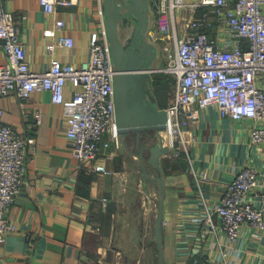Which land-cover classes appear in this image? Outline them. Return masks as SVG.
<instances>
[{"label":"crops","instance_id":"1","mask_svg":"<svg viewBox=\"0 0 264 264\" xmlns=\"http://www.w3.org/2000/svg\"><path fill=\"white\" fill-rule=\"evenodd\" d=\"M1 3L14 15L33 70L46 69L51 56L74 64L86 60L89 33L103 21L101 0H75L71 5L58 6L54 14L46 13L38 0ZM152 5L158 12H150V24L155 25L166 16ZM59 17L65 24L58 33L70 35L74 44L55 46L50 51L47 44L56 37L45 36L44 30L53 28ZM160 30L166 32L151 31L149 25L148 37L157 45L158 53L171 47L173 40L170 28L161 26ZM181 32L179 28L178 34ZM5 63L0 46V64ZM163 63L164 56L158 55L156 67L162 68ZM166 79L162 91L155 94L158 106L163 108L169 104L173 89L169 74ZM65 93L70 95L69 87ZM0 106L4 123L19 136L34 138L26 156L25 180L6 214L10 228L0 241V264L156 263V204L152 197L157 194V186L143 183L135 155L121 143L116 146L107 132L103 140H109V145L101 148L97 160L109 173H100L75 158L65 133L62 107L51 101L46 90L27 98L14 93L0 96ZM187 109H196L197 116L177 140L178 154L170 149L160 158L164 264H192L204 258L212 264H264V234L244 226L238 241L231 245L218 228V214L212 211L226 183L240 168L256 167L258 179L264 183V146L257 147L249 140L251 119L234 121L221 116L211 105L198 108L191 104ZM126 141L135 150L133 133ZM155 141L152 130L140 134L139 144L145 154ZM145 194L150 195L148 202ZM250 198L264 210L257 192H251ZM209 211L216 227L203 232V218ZM148 223L152 224L150 231Z\"/></svg>","mask_w":264,"mask_h":264},{"label":"built area","instance_id":"2","mask_svg":"<svg viewBox=\"0 0 264 264\" xmlns=\"http://www.w3.org/2000/svg\"><path fill=\"white\" fill-rule=\"evenodd\" d=\"M46 13H55L58 6H68L75 0H38ZM168 20L172 32L171 47H164L165 64L157 71L172 78V96L165 107L167 120L162 132L169 150L178 154L176 142L183 129L197 116L196 109L214 106L221 116L234 121L251 119L249 140L264 146V0H149ZM176 11L180 30L176 25ZM64 19L56 18L45 36H55L47 44L72 47L70 35L58 33ZM0 46L6 63L0 64V96L14 93L27 98L33 92L46 90L52 102L60 104L66 122L65 133L75 158L88 163L100 173H109L98 161L103 140L110 134L120 145L114 121L113 75L115 73L103 25L89 33V54L86 60L74 64L51 56L44 70L30 68L19 29L11 11L0 0ZM70 88V95L66 89ZM0 106V241L10 228L7 211L25 180V161L33 137L23 138L1 120ZM35 116L39 118L40 113ZM251 192L264 201V183L252 165L240 168L229 180L212 211L220 218L218 226L235 244L244 226L264 234V210L250 198ZM149 194H145L148 202ZM212 211L203 218L202 231L216 227ZM206 228V229H205ZM224 255L226 252L224 251ZM192 264H212L209 258L195 259Z\"/></svg>","mask_w":264,"mask_h":264},{"label":"water","instance_id":"3","mask_svg":"<svg viewBox=\"0 0 264 264\" xmlns=\"http://www.w3.org/2000/svg\"><path fill=\"white\" fill-rule=\"evenodd\" d=\"M101 15L106 30L111 62L114 68V121L119 141L135 155L144 184L157 186L153 238L156 264H164L162 242L163 173L160 158L169 151L162 132L167 112L159 107L152 85L158 47L148 37L151 20L149 0H101ZM152 130L156 141L148 154L140 147V134ZM135 135V150L126 137Z\"/></svg>","mask_w":264,"mask_h":264},{"label":"rangeland","instance_id":"4","mask_svg":"<svg viewBox=\"0 0 264 264\" xmlns=\"http://www.w3.org/2000/svg\"><path fill=\"white\" fill-rule=\"evenodd\" d=\"M149 9H150V12L151 11H154L155 13H156V15L158 14V12L156 11V9L154 8V6L152 5V3L150 2L149 3ZM176 14H177V11H176ZM155 15V16H156ZM179 17H181V15H176V18H177V22H176V25H177V27L179 28L180 27V18ZM152 19H153V22H154V19L155 18H153L152 17ZM151 23V22H150ZM151 25V31H154V32H159L160 34H162L163 35V33H165L166 32V30H164V31H162V32H160L161 30V26L163 27V26H168V20H167V18H165V17H161L160 19H158V21H157V23L154 25V23L153 24H150ZM150 37V36H149ZM165 52V51H164ZM164 52H161V51H159V53H158V55L160 56V55H162V56H164ZM163 64H165V63H163ZM156 73V72H155ZM154 73V74H155ZM153 74V75H154ZM153 199H154V202H155V204H156V198H157V194H156V192H155V195H153V197H152ZM151 227H152V224L151 223H148L147 224V228H148V230L150 231L151 230ZM151 234V233H150ZM154 264H156L155 262H154Z\"/></svg>","mask_w":264,"mask_h":264},{"label":"trees","instance_id":"5","mask_svg":"<svg viewBox=\"0 0 264 264\" xmlns=\"http://www.w3.org/2000/svg\"><path fill=\"white\" fill-rule=\"evenodd\" d=\"M152 78H153L152 85H153L154 93L155 94H159V92H161L162 89H163V85L165 83H167V79H166L167 78V74H165L163 72H156L152 76Z\"/></svg>","mask_w":264,"mask_h":264}]
</instances>
